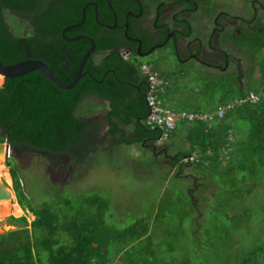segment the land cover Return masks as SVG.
<instances>
[{"label":"trees","instance_id":"16d2710c","mask_svg":"<svg viewBox=\"0 0 264 264\" xmlns=\"http://www.w3.org/2000/svg\"><path fill=\"white\" fill-rule=\"evenodd\" d=\"M72 4L74 19L68 20L67 16L63 24L70 21H79L81 19V8L85 0H65ZM98 3V19L100 21L111 22V12L102 14V0H95ZM196 5L208 11L213 10V0H195ZM258 1V0H256ZM262 1V2H261ZM258 1L264 6V0ZM54 3L60 4L59 2ZM67 5V4H61ZM191 8L194 5L190 6ZM63 10L54 11L51 6L41 5L40 0H0V59L4 64H10L26 57V47L24 44L40 43L36 38L31 37L30 32L27 36L16 30L14 23L23 22L31 27L35 26L38 30L44 26L60 25V14ZM69 8L66 9L68 11ZM13 14H8V12ZM60 11V12H59ZM21 17H17V15ZM69 14V13H66ZM27 17V18H25ZM258 16L252 14L251 17H244L239 22V28L234 27L228 32V38L236 45L242 46L247 52L255 57L259 75L250 80V86L238 87L233 79L229 78V73H222L218 77L210 78L206 94L210 96L208 102L203 106L193 105L189 108L193 111H213L221 104L234 98L245 96L249 91H255L258 99L254 102L246 101L241 105H235L229 108L221 118L211 121H192L187 123H178L179 128L172 132L170 137L161 141L159 148L168 147L171 140L180 131L187 145L176 147L178 151L176 158L171 161L173 165H178L179 177L181 169L185 166L192 170L214 169L224 170L227 173L235 169L239 171H250L256 174L259 168L264 169V24H260ZM14 22V23H13ZM14 25H12V24ZM106 31L104 34L101 31ZM238 30V31H237ZM79 32H86L91 35L96 43V50H109L105 56V65L100 69H94L89 66L92 62L93 53L88 57L87 67L93 74L101 77L106 67H114L115 75L108 73L105 75L102 83L98 84L91 76L80 78L71 88L64 89L56 87L59 94H44L38 88L33 87L31 94L13 93L14 88L8 84V79H18L25 74L8 78L6 83L0 87V130L3 140L4 135H14L19 139V143L35 151L49 150L51 152H61L66 154L76 153L80 149L82 141L87 136V130L84 120L76 113L77 106L87 95H96L108 100V110L104 118L109 124L108 133L110 135L119 134V143L130 145L132 142L141 144V140L146 133L144 128L155 135V140L159 141L161 132L158 129L149 128L144 118L148 112L144 100L145 84H141V89H132L128 84H122L120 81L131 79L138 83L140 80L135 76L141 74L140 64L133 65L123 59L120 50L114 48L119 46L116 36L108 35L105 28L100 27L94 16L92 6L86 8L85 20ZM116 31V30H115ZM117 32V31H116ZM43 35H55L56 33H40ZM86 46L80 52L74 70L70 74L72 78L79 67L82 56L90 46L87 40ZM35 44V43H34ZM43 46V45H42ZM159 75H168L172 70L163 71L157 66ZM183 74L186 71L180 68ZM172 73H178L173 72ZM40 71L33 72L30 75L32 81L41 79ZM234 78V77H232ZM250 78V79H251ZM165 79V78H164ZM233 82V83H232ZM37 85H40L39 83ZM41 86V85H40ZM169 87L167 92L169 91ZM130 91L134 96L128 98ZM166 91L163 94V104L167 102L164 99ZM39 101L46 109L40 108ZM13 103L25 105L24 111L16 112L14 117L7 115V106ZM97 108L101 104H95ZM180 109V108H177ZM47 110V117H46ZM56 110L57 118L54 117ZM46 117V118H45ZM131 122L136 128L135 136L128 138L125 134L126 128L130 127ZM179 129V130H178ZM178 130V131H177ZM92 135L94 133L92 132ZM178 142V140H175ZM170 142V143H169ZM13 144L16 145L15 141ZM159 149V150H160ZM188 156L193 160L189 161ZM201 173L202 170L200 171ZM11 177L13 180V189L15 191L17 203L22 208H28L34 215L31 221V228L34 234H29L26 226L9 229L0 234V264H41L39 251L41 249L47 252L46 264H110L109 245L117 244V240L124 246H129L138 238L149 236V227L145 223L131 224L126 226L119 233L110 232L108 225L105 226L103 218L106 214L107 206L94 207L93 211L78 210L71 216H66L62 223H59L60 213L52 204L54 201L43 202L38 206H31L25 191L22 188L21 178L17 175L16 169L12 168ZM10 218L19 224H26V217L19 216ZM138 224V229L135 225ZM264 230V225L257 228ZM59 234H65L70 240L58 238ZM257 236V233H255ZM258 237V236H257ZM34 246L37 251H34ZM120 251V247H118ZM252 249V250H251ZM117 251V252H118ZM120 253V252H119ZM264 253V241L258 237L254 246L249 249L245 260L250 256L255 257L252 264L257 263V255ZM149 262V259H147ZM146 264V263H143ZM236 264L240 260L236 257Z\"/></svg>","mask_w":264,"mask_h":264},{"label":"rangeland","instance_id":"374dc122","mask_svg":"<svg viewBox=\"0 0 264 264\" xmlns=\"http://www.w3.org/2000/svg\"><path fill=\"white\" fill-rule=\"evenodd\" d=\"M258 1L213 0L210 14L214 10L242 18L255 14L258 16L255 22L264 24V9ZM204 23L210 24V20L206 18ZM14 25L20 33L27 26L24 21ZM235 27L239 28V23ZM223 44L243 68L239 76L241 87H249L251 77L259 75L255 57L233 41H223ZM142 61L155 62L151 56L143 57ZM177 65L175 62L171 70L178 73L171 71L162 75L170 82L165 101L169 106L185 109L205 105L210 99L206 94L210 78L204 74L207 68L192 61L183 67ZM180 68L186 72L181 74ZM2 77L0 74V86ZM96 103L108 107L106 102L97 99L93 102L90 96L77 106L76 113L81 117L94 111V117L90 114L88 118L96 120L93 124L96 129L92 131L94 135L90 131L79 144V154L85 152V145L92 148L82 161L76 160L71 172L62 173L53 167L55 162L42 160L43 151L20 145L11 148L8 159L21 178L30 205L54 201L52 204L59 210V223H62L66 216H73L80 209L93 211L98 204L103 206V202L107 206L103 221L110 232L119 233L136 221L147 224L149 236L138 238L129 246L118 240L117 244L109 245L110 264H236V257L243 264L242 259L247 257L258 237L264 241V230L257 229L264 225V169L259 168L253 175L236 169L230 173L204 168L193 171L185 166L179 177L178 165H173L162 153L153 158L150 150L141 144H122L108 134L107 122L96 116ZM175 150L172 147V153ZM3 160L1 154L0 178L6 181L12 196L0 201L8 204L5 209L0 205V232L26 226L34 241L30 224L33 213L28 208L20 207L19 212L11 208L13 203L19 204ZM10 216H25L26 224L16 223ZM64 235L59 234L58 238L70 240ZM40 250V263L46 264L47 252L41 247ZM254 261L252 256L245 260L247 264ZM256 264H264V253L257 255Z\"/></svg>","mask_w":264,"mask_h":264},{"label":"flooded vegetation","instance_id":"af4514ba","mask_svg":"<svg viewBox=\"0 0 264 264\" xmlns=\"http://www.w3.org/2000/svg\"><path fill=\"white\" fill-rule=\"evenodd\" d=\"M92 1L96 3V9L98 13V3L95 0H85L84 4L86 2ZM55 2H59L60 4L54 3V0H40L41 5L51 6L54 11L63 10V8H65V10L61 11L62 13L60 14V25L44 26L42 29L38 30L35 26L31 27L29 24H27L26 29L23 30L21 36H27L28 33L35 32V34H30V36L41 42L24 44L26 47V57L20 60L40 59L49 65L60 81L63 83H69L74 77L73 76L70 78V74L74 70V67L77 63V58L82 49L86 46L87 40L89 41V39L85 37H76L82 35H88L90 37L92 36L86 32L78 31L82 28L83 23L78 27L67 28L63 31L67 25L75 24L78 21H70L68 24L62 25V22L65 21L66 16L68 20L74 19L73 16L75 14L72 12L73 6L70 3L71 1L66 2L65 0H55ZM64 3L67 5H61ZM102 4V14L105 15L106 13L111 12L112 15L111 22L103 21V23L114 27L102 25H100V27L110 30L107 33L110 36L113 30V35L116 36V41L119 43V46H115L114 48L120 50V54L124 60L132 63L133 65L140 64L139 68L145 63L152 65L153 67L157 66L163 71L171 70L175 62L178 63V67H183L186 62L189 63L191 61L198 64L202 63L201 65L207 68V71H205L204 74L208 78L216 77L222 73H229V76L231 79H233L234 84L238 87H241L239 76H242V73L244 72L243 68L237 62V57L234 55V53L223 44V41H232L228 38V32H226V29L229 28L231 31L232 28L235 27V24L237 25L239 22L243 21L241 16L231 15L227 12L218 10H214L210 14L208 11L199 8L196 5L195 0H102ZM191 5H194V7L191 8ZM90 6H92L94 9L95 15L96 9L92 3L86 8H90ZM67 8H69L68 11H66ZM261 8L264 9V6L261 5ZM8 14L14 15V13L10 11ZM222 17L224 20L221 21ZM206 18L210 20V24L204 23ZM228 24L231 25L227 27ZM38 32H52L56 34L43 35L38 34ZM105 32L106 31L104 30L101 31L103 34ZM92 53L93 63H91L89 66L93 67L94 69L102 68L105 65V56L109 54V50H96L95 43V50ZM148 56L153 57L155 62L151 63L142 61L143 57L146 58ZM87 62L88 61H86L83 67V71H91V74L96 79L102 78L104 73L105 75L111 73L114 75V77H116L114 67H106L101 77L95 76L92 70L87 67ZM231 69H235V72L232 71L235 74L234 76H232L233 73L231 72ZM37 71L40 70H33L25 73L24 76L18 79H8L7 77H2V85H4L8 79V84L14 88L13 93H21L22 90L25 94L32 95L31 89L35 87L47 95L49 92L59 94V92L56 90V87H61L56 85L46 76H43L41 71V79L36 81H32L30 79V75ZM141 74L142 75L139 73L135 74V76L140 80L138 83L133 82V78L135 77L121 80L120 82L122 84H128L130 87H132V89L135 88L140 90L141 84L146 83V78L142 71ZM86 76L88 77L89 75L86 73L81 78ZM102 82L97 83L100 84ZM38 83L41 86L37 85ZM88 96L95 98L98 101L106 102V105L108 104V100L105 98H101L96 95H87L86 97ZM133 96V92L130 91L128 98H132ZM39 105H42L40 108L46 109L44 106L45 104L43 105L40 101ZM25 108V105H21V103H13L11 105L9 104L7 106V115L9 117H14L16 112H22V110L24 111ZM107 110L108 107H99L98 111L96 112V116H98V118H104L105 112ZM50 111L53 112L54 110ZM55 111L54 117L57 118V113H55ZM86 111H88V108ZM90 114L94 117V111H91ZM90 114L82 117L84 118L83 120L85 122L87 133L91 131L90 135H92V126L96 121L88 118ZM47 115L48 114L46 110V117ZM144 133H146L143 138L145 144L142 143V146L148 148L152 156L158 157V155L162 153L164 157L171 161L176 158L175 155L178 152L177 150L172 153V148L169 149L166 146H162L161 149L159 148L160 150H156L157 144L155 135L145 128ZM0 136H2L1 130ZM113 136H115L117 140H120L119 134H115ZM128 136L133 138L135 136V131L132 133L128 132ZM14 141L16 145L23 146L19 143V139L14 137V135H4L3 140L0 141V143H6L9 146L8 156H6L3 162L7 166V170L10 175L12 168H15L13 162L8 159L10 150L15 145L13 144ZM131 144L134 143L132 142ZM91 148L92 147L89 148V145H85V152L82 154L78 153L79 149H77L78 151L76 153L72 154L43 150L45 153H43L44 155L40 156H42V160H51L55 162L53 167L56 170L62 173H69L76 166V160L82 161L84 157L88 155V151ZM19 170L21 171L22 169Z\"/></svg>","mask_w":264,"mask_h":264},{"label":"built area","instance_id":"2783aa9c","mask_svg":"<svg viewBox=\"0 0 264 264\" xmlns=\"http://www.w3.org/2000/svg\"><path fill=\"white\" fill-rule=\"evenodd\" d=\"M140 69L146 78L143 95L148 112L144 122L149 128H156L161 132L160 142L167 140L180 122L211 121L221 118L229 108L235 105H241L246 101L254 102L258 99V94L255 91H249L245 96L227 101L213 111H172L163 104L162 100L164 86L166 85L165 80L152 65L144 63L140 66ZM188 159L192 161L193 157L188 156Z\"/></svg>","mask_w":264,"mask_h":264},{"label":"water","instance_id":"95a60500","mask_svg":"<svg viewBox=\"0 0 264 264\" xmlns=\"http://www.w3.org/2000/svg\"><path fill=\"white\" fill-rule=\"evenodd\" d=\"M91 3L95 6V9H96V3L95 2H93V1L92 2H86L81 8V19L75 24L67 25L63 29V31L67 28L78 27L79 25H81L85 19L86 7ZM94 16H95L96 22L99 25L107 26V27H114V26L107 25L103 22H100V20L98 19L97 9L95 10ZM83 37L89 39L91 45L86 50L84 55L82 56L79 67H78L73 79L69 83H63L62 81H60L58 79V77L55 75V73L53 72V70L49 67V65H47V63H45L44 61H42L40 59H24V60H20V61L14 62V63H10V64H4L0 59V74L3 77L15 78V77L21 76V75L28 73L30 71H33V70H40L42 72L43 76H46L52 82H54L56 85H58L64 89H69V88L73 87L78 82V80L86 73L89 76H91V78L93 80H95L96 82H102V80L104 79L105 73L103 74L102 78L96 79L91 74V71H89V70L83 71V67H84L88 57L95 50V41L92 37H90L88 35H82V36H77L76 38H83ZM8 152H9L8 144L1 142L0 143V155L3 153L4 159H5L6 156H8ZM11 196H12V194H11V192L7 186L6 181L4 179L0 178V201L7 199V198H11ZM4 232L5 231H1L0 234H3Z\"/></svg>","mask_w":264,"mask_h":264},{"label":"crops","instance_id":"0c3cea01","mask_svg":"<svg viewBox=\"0 0 264 264\" xmlns=\"http://www.w3.org/2000/svg\"><path fill=\"white\" fill-rule=\"evenodd\" d=\"M201 63V62H200ZM202 64V63H201ZM163 80H165V82H166V85L164 86V93H165V91H166V94L168 93L167 92V89H168V87L170 88V82L165 78H163ZM163 93V94H164ZM163 94H162V97H163ZM172 94V93H171ZM94 99L95 98H92V101L94 102ZM165 104V106L167 107V108H169L170 110H172V111H179V110H188V111H193V110H191V109H185V108H180V109H177V107H175V106H169L168 105V101H167V104L166 103H164ZM96 111H98V110H96ZM92 118H93V116H91ZM96 121V120H95ZM87 123H88V121H87ZM94 123H96V122H94ZM181 123H185V122H180V124L179 125H181ZM188 124V123H187ZM179 125H178V128H179ZM96 129V126L94 127V125L92 126V130H95ZM109 129V124H107V126H106V130H108ZM179 130V129H178ZM177 130V131H178ZM136 132V128H135V126H134V123L133 122H131V124H130V127H127L126 128V131H125V133H127V137L128 138H130L129 136H128V132H130V133H132V132ZM109 134V133H108ZM176 136L177 137H174L172 140H171V143H170V145H168V147L167 148H172V147H174V146H177L178 145V147L177 148H180L181 146H185V145H187V143H185V141H184V139H183V134L180 132V131H178L177 133H176ZM144 138V137H143ZM143 138H142V140H141V145H142V143L143 144H145V142H144V140H143ZM178 140V142H176L175 140ZM160 141H158V140H156V144H157V148H156V150H158L159 149V146H160ZM137 144V143H136ZM152 157H157V156H152Z\"/></svg>","mask_w":264,"mask_h":264},{"label":"bare ground","instance_id":"6f19581e","mask_svg":"<svg viewBox=\"0 0 264 264\" xmlns=\"http://www.w3.org/2000/svg\"><path fill=\"white\" fill-rule=\"evenodd\" d=\"M3 154V153H2ZM0 205H2V208L4 207V209L5 208H8V204L7 203H5V202H0ZM12 207L11 208H13V210L15 211L16 210V212H19L21 209H20V206L19 205H17V204H15V203H13L12 205H11Z\"/></svg>","mask_w":264,"mask_h":264}]
</instances>
